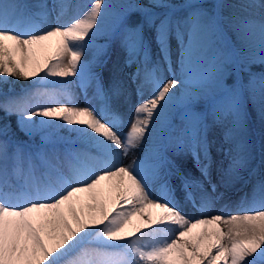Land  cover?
Returning a JSON list of instances; mask_svg holds the SVG:
<instances>
[{
    "label": "snow or ice",
    "instance_id": "snow-or-ice-1",
    "mask_svg": "<svg viewBox=\"0 0 264 264\" xmlns=\"http://www.w3.org/2000/svg\"><path fill=\"white\" fill-rule=\"evenodd\" d=\"M257 147L264 0H0V264H264Z\"/></svg>",
    "mask_w": 264,
    "mask_h": 264
},
{
    "label": "bare ground",
    "instance_id": "bare-ground-1",
    "mask_svg": "<svg viewBox=\"0 0 264 264\" xmlns=\"http://www.w3.org/2000/svg\"><path fill=\"white\" fill-rule=\"evenodd\" d=\"M79 2L88 3L89 0H79ZM110 2L116 3V2H120V0H110ZM102 43H104V42H102ZM102 43H100V44H102ZM173 48H175L174 42H173ZM112 52L114 53L113 54L114 56H111V62H120L122 64L123 54H122V51L118 48V46H114L112 49H110V55H112ZM87 54L91 55V54H94V52L89 51ZM41 59H43V54L41 55ZM41 75H43V73H41ZM166 75L170 76L171 74L169 73ZM37 79H38V77H37ZM50 79H52V78H50ZM55 79H59V78H55ZM74 91L78 92L76 95L78 102H82L83 101V93L80 92L79 89H74ZM253 127H254L255 131L258 133V131H259L258 123H255L253 125ZM258 141H259V137L257 135V144H258ZM140 155H141V153L139 151H137L135 156L124 158V163H131L132 159H135L137 156H140ZM253 167H256L258 169V175L256 177H253L250 183L241 182V183L237 184L235 186V188H233L232 190L229 191L228 195L224 199L217 201L209 209V211L211 213H213V214H215V213H224V214L236 213L238 210L237 205L239 204L241 199L244 197L245 193H248L251 191L252 184L255 183V180L258 178H264V167H260V155H259V148L258 147H257L256 159L253 161ZM245 176L247 179V174H245ZM175 183L178 184L179 182L176 181ZM102 187L105 188V193L107 194V182H105ZM153 194L158 196L159 195L158 189H154ZM181 206L184 208L185 212L191 216H199L200 215V212L197 209L192 208L191 205H189L187 203L182 204ZM147 212H151L153 214V218H155V215L158 212V210L148 209V210H146V213ZM132 223H133V225L139 226L142 224V221L140 220L139 217H136L133 219ZM146 231H147V229H146Z\"/></svg>",
    "mask_w": 264,
    "mask_h": 264
},
{
    "label": "rangeland",
    "instance_id": "rangeland-1",
    "mask_svg": "<svg viewBox=\"0 0 264 264\" xmlns=\"http://www.w3.org/2000/svg\"><path fill=\"white\" fill-rule=\"evenodd\" d=\"M102 42H105L103 38L98 39L96 43H97V44H100V43H102ZM173 42H174V41H173ZM174 43H175V42H174ZM114 49H115V48H114ZM115 50H116V49H115ZM115 50H114V51H115ZM114 51H113V52H114ZM113 52H112V55H111V56H114V55H113V54H114ZM83 59H89V60H92V61L94 62V54H91V55H88V54H87L85 57H82V60H83ZM253 70L259 72V71H261V68H260L259 66H255ZM178 75H179V72H178V69H177V76H178ZM9 79L14 80V78H9ZM26 82H27V85H26V86H23V87H27L28 85H30V84L32 83V81H26ZM19 84H20V81H15V80H14V84H13V85L5 86V91H7L9 87H13V88H14V91H15L16 93H19V92H21L20 88L17 87ZM16 87H17V88H16ZM21 89H22V88H21ZM75 92H76V95H77L78 92H77V91H75ZM14 119H15V117H14ZM13 126H15V124H13ZM19 135H20L21 138H24L22 133H19Z\"/></svg>",
    "mask_w": 264,
    "mask_h": 264
},
{
    "label": "trees",
    "instance_id": "trees-1",
    "mask_svg": "<svg viewBox=\"0 0 264 264\" xmlns=\"http://www.w3.org/2000/svg\"><path fill=\"white\" fill-rule=\"evenodd\" d=\"M27 85V82L26 81H20V84L17 86V87H19L20 88V90H21V88L23 87V86H26ZM16 87V88H17ZM12 122H13V124H15V119H14V117L12 118Z\"/></svg>",
    "mask_w": 264,
    "mask_h": 264
}]
</instances>
